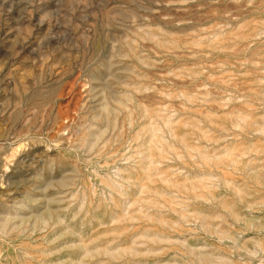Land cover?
I'll list each match as a JSON object with an SVG mask.
<instances>
[{
  "label": "rangeland",
  "instance_id": "obj_1",
  "mask_svg": "<svg viewBox=\"0 0 264 264\" xmlns=\"http://www.w3.org/2000/svg\"><path fill=\"white\" fill-rule=\"evenodd\" d=\"M0 264H264V0H0Z\"/></svg>",
  "mask_w": 264,
  "mask_h": 264
}]
</instances>
